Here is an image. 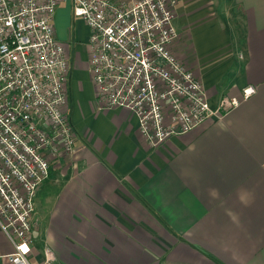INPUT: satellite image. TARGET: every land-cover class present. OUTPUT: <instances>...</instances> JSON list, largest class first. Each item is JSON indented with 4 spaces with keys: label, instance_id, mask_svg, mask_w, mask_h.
I'll return each instance as SVG.
<instances>
[{
    "label": "crops",
    "instance_id": "crops-1",
    "mask_svg": "<svg viewBox=\"0 0 264 264\" xmlns=\"http://www.w3.org/2000/svg\"><path fill=\"white\" fill-rule=\"evenodd\" d=\"M173 12L168 50L210 107L238 104L151 147L127 109L95 101L88 28L68 0L55 7L75 140L70 155L44 150L32 264H264V0H176ZM11 252L0 230V264Z\"/></svg>",
    "mask_w": 264,
    "mask_h": 264
},
{
    "label": "built area",
    "instance_id": "built-area-1",
    "mask_svg": "<svg viewBox=\"0 0 264 264\" xmlns=\"http://www.w3.org/2000/svg\"><path fill=\"white\" fill-rule=\"evenodd\" d=\"M64 0H0V230L12 245L10 264L28 259L33 197L52 156L72 154L67 114L69 63L54 37L53 14ZM88 28V72L95 101L122 107L155 147L238 104L223 96L209 106L192 72L168 50L176 37V0H68ZM254 92L241 89L245 99Z\"/></svg>",
    "mask_w": 264,
    "mask_h": 264
},
{
    "label": "rangeland",
    "instance_id": "rangeland-1",
    "mask_svg": "<svg viewBox=\"0 0 264 264\" xmlns=\"http://www.w3.org/2000/svg\"><path fill=\"white\" fill-rule=\"evenodd\" d=\"M203 87V86H202ZM66 91H67V85H66ZM67 93V92H66ZM205 94H206V92H205ZM206 98H207V94H206ZM208 99V98H207ZM208 101V100H207Z\"/></svg>",
    "mask_w": 264,
    "mask_h": 264
}]
</instances>
